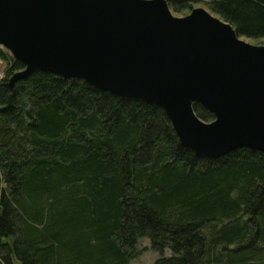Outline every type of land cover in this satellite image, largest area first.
Here are the masks:
<instances>
[{
  "label": "trees",
  "instance_id": "obj_1",
  "mask_svg": "<svg viewBox=\"0 0 264 264\" xmlns=\"http://www.w3.org/2000/svg\"><path fill=\"white\" fill-rule=\"evenodd\" d=\"M168 1L264 38V0ZM0 58V264H129L139 237L153 264H264V151L198 156L154 103L39 69L11 85L24 64Z\"/></svg>",
  "mask_w": 264,
  "mask_h": 264
},
{
  "label": "water",
  "instance_id": "obj_2",
  "mask_svg": "<svg viewBox=\"0 0 264 264\" xmlns=\"http://www.w3.org/2000/svg\"><path fill=\"white\" fill-rule=\"evenodd\" d=\"M0 47L24 64L11 85L37 69L81 79L162 107L198 156L264 151V43L205 7L177 16L168 0H0Z\"/></svg>",
  "mask_w": 264,
  "mask_h": 264
},
{
  "label": "rangeland",
  "instance_id": "obj_3",
  "mask_svg": "<svg viewBox=\"0 0 264 264\" xmlns=\"http://www.w3.org/2000/svg\"><path fill=\"white\" fill-rule=\"evenodd\" d=\"M199 6H202V7H205L207 9H209L207 4L204 1L197 2L195 7H199ZM171 9H172L173 13L175 15H177V16L187 15L192 10V9H189V10L181 13V12H176L172 7H171ZM243 38H245L246 40H248V41H250L252 43H256V44H263L264 43V38L259 39V40H254L252 38H248V37H245V36H243ZM1 48H3V47H1ZM3 49H5V48H3ZM5 50H7V49H5ZM8 65H9L8 61L3 60V59L0 58V81L6 75ZM137 248H138V254H137V256L134 259L131 260V262L129 264H153L154 261L159 256L157 251H155V250H153L151 248V241H150L149 237H139ZM166 254L170 255L171 251L169 249H167Z\"/></svg>",
  "mask_w": 264,
  "mask_h": 264
}]
</instances>
